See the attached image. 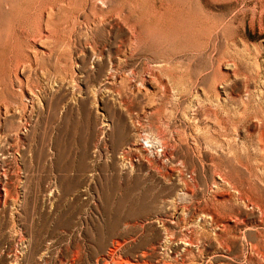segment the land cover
Segmentation results:
<instances>
[{"label":"rangeland","instance_id":"374dc122","mask_svg":"<svg viewBox=\"0 0 264 264\" xmlns=\"http://www.w3.org/2000/svg\"><path fill=\"white\" fill-rule=\"evenodd\" d=\"M0 264H264V0H0Z\"/></svg>","mask_w":264,"mask_h":264}]
</instances>
